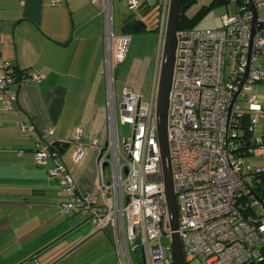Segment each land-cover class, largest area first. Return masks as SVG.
<instances>
[{
    "label": "built area",
    "instance_id": "2783aa9c",
    "mask_svg": "<svg viewBox=\"0 0 264 264\" xmlns=\"http://www.w3.org/2000/svg\"><path fill=\"white\" fill-rule=\"evenodd\" d=\"M64 2L50 0V5ZM113 2L104 0L102 7L107 121L103 141L100 137L91 141L98 150L95 191L77 188L60 146L42 142L33 124L22 121L19 127L36 136L35 162L52 161L48 173L65 196L59 204L62 214H85L94 231H108L118 264H175L155 115L156 84L149 100L130 85L124 86L117 100L115 73L131 38L115 32ZM145 2L154 5L153 0ZM230 2L236 10L223 13L219 26L177 31L167 134L177 231L186 264L264 260V201L252 186L264 165L245 159L253 145L264 150V137L252 135L263 115L253 86L264 80V21L257 18L252 33L250 1ZM253 2L257 8L264 6V0ZM168 4L169 0H163L157 6L161 36ZM141 5V0H128L130 10ZM12 63L0 56V99L6 109L15 108L18 101ZM26 75L42 77L35 70ZM120 123L129 124V135L120 137ZM51 133L44 128L41 135ZM81 134L78 127L74 140L79 141ZM84 154L85 149L78 147L71 159L78 163Z\"/></svg>",
    "mask_w": 264,
    "mask_h": 264
},
{
    "label": "crops",
    "instance_id": "0c3cea01",
    "mask_svg": "<svg viewBox=\"0 0 264 264\" xmlns=\"http://www.w3.org/2000/svg\"><path fill=\"white\" fill-rule=\"evenodd\" d=\"M141 1L142 5L138 9H127L124 18L117 22L116 30L121 32L123 24L141 20L147 30L137 33H151L155 37L151 57L135 65L137 76H143L151 70L153 90L157 81L163 36L159 30L149 28L157 24V6L163 0H153V6L145 0ZM103 4L104 0H97L96 4L91 0H65L63 4L53 7L50 0H0V56L12 61L17 69L25 70V73L35 70L42 74L39 80L26 74L17 80L15 89L18 101L15 108L6 109L0 99V189L5 190L0 194L6 197L4 201L16 197V202H21L20 197L23 199L29 195L26 190L31 189L32 194H44L55 185L58 196L63 195L57 203L60 211L59 204L65 196L57 179L48 173L52 161L40 165L34 160L37 143L35 135H39L42 142L57 146L64 143L61 155L77 188L95 191L98 150L91 145V141L96 137L103 141L107 121ZM152 7H155L156 14L154 11L148 12ZM262 8L264 6L257 8L258 18L264 21L259 15ZM261 66L264 69V60ZM253 93L263 109V115L257 120L260 121V129L257 131L254 128L253 132L263 137L264 80L254 84ZM22 121L35 126V135L20 130L19 122ZM78 127L82 128V134L80 140L76 141L74 135ZM44 128L52 130V133L41 135ZM78 147L85 149L78 163H74L71 156L69 161L64 158L66 149H71L72 153ZM260 164L264 165V162ZM22 189L24 192H13ZM84 216L85 219L78 225L90 223L87 216ZM45 229L46 223L38 214L0 216V244H22L25 248L23 251L33 252L34 264H38V256L42 251L35 250L42 244ZM104 232L106 236L102 234ZM88 236L100 239L103 254L110 260V264H117L106 231H94L92 228L83 238ZM64 237L60 236L50 247ZM55 252L56 256L64 257L67 249Z\"/></svg>",
    "mask_w": 264,
    "mask_h": 264
},
{
    "label": "rangeland",
    "instance_id": "374dc122",
    "mask_svg": "<svg viewBox=\"0 0 264 264\" xmlns=\"http://www.w3.org/2000/svg\"><path fill=\"white\" fill-rule=\"evenodd\" d=\"M210 1L211 0H195L188 7L186 12L187 16L192 17L202 6H207ZM113 5L114 30L117 32V22H119L120 18H124L128 12V0H114ZM235 10L236 7L234 2H230L227 6L212 7L196 22L194 27H217L220 24V16L223 13L226 11L234 13ZM259 13V15L264 18V8L260 9ZM144 21L148 22V19ZM130 38V46L126 57L116 69L114 79L115 94L119 101L124 86L131 85L139 90L143 100H149L152 91V72L148 70L143 76H137L135 65L136 62L146 57H151L153 54L155 37L151 33L139 34L137 32H132L130 33ZM259 124L260 121H257L255 126V130L257 131L260 129ZM129 132V124H119L120 137L129 135ZM254 134L256 133L253 132L252 135ZM252 150V154H247L245 156L246 161L258 167L263 166L260 164L264 162L263 149L258 145H253ZM70 153L71 149H66L64 152V158L68 161L71 156ZM72 167L71 165V168ZM51 188V190L47 189L48 192L46 191L44 194H32L33 192H31V189L26 190L29 195L22 197L23 199L20 197V201L23 203L16 202V197L7 198L4 201L6 197L0 194V216H11L15 214L33 216L34 214H38L40 219L45 221L46 231L41 240L42 244L35 250L42 251L38 256V264H110V260L103 254L104 251L102 250L100 239L96 236L83 238L93 228L92 225L87 222L83 223L81 226L77 224L85 219L84 214L78 212L64 215L60 213L57 203H59V197H63V195L61 194V196H58L55 185L51 186ZM3 192H5V190L0 189V193ZM13 192L21 193L24 192V190H13ZM8 200L12 201L10 202ZM102 234L105 235V232ZM60 236L66 237L62 238L55 246L53 245L50 247ZM162 239L166 240L168 238L163 236ZM3 243L0 244V264H20L21 262L22 264H34L32 258L33 252H28V250L23 251L25 248H23L22 244L12 245ZM71 248L72 250L69 251ZM112 248L114 250L113 244ZM58 249L61 251L67 249L69 253L64 257L56 256L55 251Z\"/></svg>",
    "mask_w": 264,
    "mask_h": 264
},
{
    "label": "water",
    "instance_id": "95a60500",
    "mask_svg": "<svg viewBox=\"0 0 264 264\" xmlns=\"http://www.w3.org/2000/svg\"><path fill=\"white\" fill-rule=\"evenodd\" d=\"M253 11V27L255 30V22L258 18V9L253 0H249ZM181 0H169L166 27L163 35L162 51L160 64L156 81V99H155V115L157 122V133L161 155V165L166 193V201L169 213L170 227L172 230L171 243L174 252L175 264H186L183 245L178 228V206L174 193L172 179V162L170 155V147L167 134V113L169 104V94L171 88V80L173 74L176 45L178 20L180 14ZM246 76V75H245ZM264 206V204H263Z\"/></svg>",
    "mask_w": 264,
    "mask_h": 264
},
{
    "label": "trees",
    "instance_id": "16d2710c",
    "mask_svg": "<svg viewBox=\"0 0 264 264\" xmlns=\"http://www.w3.org/2000/svg\"><path fill=\"white\" fill-rule=\"evenodd\" d=\"M195 0H181V6H180V14H179V20H178V30L184 29V28H192L196 24V22L212 7L217 6H227L231 0H211L210 3L207 6H202L192 17H188L186 12L190 4H192ZM242 1V0H238ZM154 11L153 13L156 14L155 7H152L151 10L148 12ZM149 29H153L155 31L158 30V25L152 26ZM147 30V27L145 26L144 22L141 20H135L133 22L125 23L121 27V32L124 33H132V32H140ZM11 73L16 79L22 78L23 74L25 73V70H19L16 68V66L12 63V70ZM264 137V136H263ZM65 144H61V152L64 149ZM252 186L253 189L256 191L258 196L264 201V171L260 173H256L254 175V178L252 180ZM71 251V250H70ZM69 253V251L67 252ZM65 253V255L67 254ZM245 264H264V260L259 262H249Z\"/></svg>",
    "mask_w": 264,
    "mask_h": 264
}]
</instances>
